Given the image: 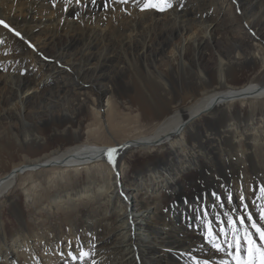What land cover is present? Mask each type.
Here are the masks:
<instances>
[{
	"label": "bare ground",
	"instance_id": "obj_1",
	"mask_svg": "<svg viewBox=\"0 0 264 264\" xmlns=\"http://www.w3.org/2000/svg\"><path fill=\"white\" fill-rule=\"evenodd\" d=\"M236 1L252 51L242 42L221 46L211 70L196 58L184 62L187 45L205 41L186 35L238 30L232 0H170L166 11H141L145 0H0V202H9L0 204V264H81L68 255L81 249L95 264H138L126 253L138 238L140 264H233L235 248L219 252L206 235L210 224L220 243L221 229L232 241L229 218L238 236L247 230L261 243L252 223L264 229V0ZM176 38L187 41L181 60H165L166 41ZM52 45L59 55L34 68L44 63L48 79L65 78L42 98L28 62ZM19 50L33 58L13 56ZM242 55L261 72L231 86ZM203 73H216L218 86ZM43 101L37 108L48 119L33 121L36 110L26 116ZM59 138L66 141L37 152ZM136 151L155 163L131 170ZM79 204L88 205L76 213Z\"/></svg>",
	"mask_w": 264,
	"mask_h": 264
},
{
	"label": "rangeland",
	"instance_id": "obj_2",
	"mask_svg": "<svg viewBox=\"0 0 264 264\" xmlns=\"http://www.w3.org/2000/svg\"><path fill=\"white\" fill-rule=\"evenodd\" d=\"M242 10H243V6L239 5L236 0H232V8L229 11H230L231 14H235L237 16V21H238L237 25H240V26L236 25L237 28H238V30H236V31H230L229 29L221 28V27L216 25L215 29L212 32V33H214V37L210 38L207 35V33H204L200 28L199 29H192L186 35V37L188 39L192 38V40H200V38H205V41H203V43H201V44H193L194 41H192L191 44L187 45L186 51L189 52V53L186 55V58H185L184 62L187 63V60L189 58H196L199 62L205 63L207 65V68L209 67L208 69L214 70V68H215V66L217 64V57H218L217 56L218 55L217 54V51H218L217 49L219 47H221V46L224 47V48H226V47H232L233 48L236 44H239V42L246 43L242 47V49L249 54L250 51H252L250 49V47L247 45V43L250 42V39H249L250 32H247L246 29L242 30V28L246 27V20H245L244 16L241 15L242 14ZM238 18H241V20H239ZM226 25L229 26V25H231V23H226ZM183 42L185 44H187V41L182 39V38H176L171 43H169V41H166L167 45L164 48V51H165L164 57H166L165 60L167 58L175 60V62L181 60V58H180L181 57V51H180V47L181 46L180 45ZM263 45H264V43H263ZM7 47L9 49H11V48L14 49V43L11 42V44H10L9 42H7ZM161 47H162L161 41H158V43L156 45V48L160 49ZM195 48H200V51H197ZM75 49L76 48H73V49L69 50L68 54L73 52ZM60 51H61V49L54 48V45H52L47 50V53H41V52H36L35 51V53H37L36 54V58L33 59V61H29L28 62V67L31 68V70H29V76L32 75V77L35 78L36 87L38 88V92H36V93L39 94V96H42V98L49 97L50 93L52 94V92H54V89H55L53 83L55 81H57V80L64 79L65 77L61 76V77H58V78H50V79H48V74H46L47 71L39 70L40 67L44 68V63H42L36 69L34 68V66L37 63H41L42 61L44 62V59H47V61H49V60H53L54 61L55 60L54 57L58 56ZM33 54L34 53L31 54L30 51H26V50H19L15 54L13 52V56H15V57L16 56H18V57L21 56L22 58H25V59H32L33 58ZM44 55H49V57L45 58ZM240 61H241L240 62V66L241 67L239 68V72L236 73L234 78L230 79V81H229L231 86L243 85L246 82H248V80L252 77L251 75H255V74H258V73L261 72V68L260 67L255 68V69H252V68L250 69L249 62H248L247 58L244 55H242V58H241ZM15 68H17V66H15ZM203 76L207 78L205 73H203ZM225 78L226 77L224 75L223 79L225 80ZM218 79H219V77L217 76L216 73H214V76L211 79H208V80L215 87V86H218V84H219L217 82ZM87 85H89V83H87ZM90 85H91V83H90ZM104 102H105V100L103 101V103ZM36 103H34L35 106H33L27 112L26 116L27 117L30 116L34 112V110H36L38 112V115L36 117H34L33 121L39 122V121H43V120L48 119V116L45 113L40 114V110L37 108V106H45L44 105V101H43L42 104L41 103L40 104H36ZM47 113L49 114V112H47ZM85 121H86V124H88V125H95V120H93V118H91V116H87ZM141 125H144V123H142ZM45 132H47V131H43V133H45ZM65 141H66V138H59V139L53 140L52 142L41 141L40 147H38L36 150H37L38 153L44 154L46 152L51 151L54 147H57L59 144H62ZM44 145H46V146H44ZM37 152H36V154H38ZM139 154L140 153L139 152L137 153V151L135 153H131L130 152L129 156H130V159L132 161V164L130 166L131 170H133V171L141 170V169L144 168V165L146 163L147 164H150V163L153 164V162L155 163L154 159H152L150 157H143V156H140ZM8 160H9L8 157L4 158V161L7 162ZM6 162L5 163L2 162V164L3 163L6 164ZM155 165L157 166V163ZM20 196H21V204H23V205L29 204V202H28L29 199H28V197H26V192H23L22 194H20ZM159 201L161 203H165L166 202L164 200V196L162 194H159ZM0 204H1V206L4 205L5 207L9 206V202L5 198H3V200L0 202ZM87 205L83 206V205L79 204V207L75 210V212L79 213V212L83 211V209L86 208ZM95 205H97V208H98L95 213L97 215H101L104 212V210H105V206H104L105 203L99 202L98 204H95ZM146 222H148V220L141 221V224L145 225ZM155 224H159L157 220H155ZM158 241H159V239L157 238L155 240V244H158L159 243ZM139 244L141 246V242L139 241V238H138V239H136L135 243L131 246V249L126 251V253L128 254V256H127L128 257V261L130 263L131 262H135L137 260L138 264H140L139 253H138ZM161 253H164V251L162 250ZM193 255L199 257L202 254L199 251H195V252H193ZM164 258L165 257L163 255H161V259H164ZM231 261H229V263H231Z\"/></svg>",
	"mask_w": 264,
	"mask_h": 264
},
{
	"label": "snow or ice",
	"instance_id": "obj_3",
	"mask_svg": "<svg viewBox=\"0 0 264 264\" xmlns=\"http://www.w3.org/2000/svg\"><path fill=\"white\" fill-rule=\"evenodd\" d=\"M121 2H126V0H121ZM135 2V0H134ZM141 8V11L147 10V9H156L158 11H166L169 8H172L173 5L170 2V0H145V2L142 5H139ZM183 7V5H181ZM4 22L0 20V24H3ZM5 27H8L7 24H4ZM14 31V30H13ZM16 35L19 36L20 33L16 32ZM117 153L116 148H110L107 150L106 155L108 156L109 162L112 163L113 167L116 165V161L114 159V154ZM262 192H264V188L261 189ZM251 219V217H248ZM261 219H264V215L261 216ZM245 221L244 217H240L239 223L243 224ZM228 223L232 224V241L227 240V232H225L224 229H221L220 231L224 233L225 239L223 244L219 242L218 235L214 232L211 225L209 224L207 227V237L208 242L213 245V247L219 251L223 252L225 251L224 245H227L228 249L235 248V253L229 252V255L232 256V259L234 261V264H264V229H261L255 222L252 223V228L256 230V233L259 235V240L261 243L257 244L256 239L252 236V234L245 230L243 238L237 235L238 229L236 227V222L233 221L231 218H229ZM241 239L245 241V244H241ZM245 253L243 257L240 256L241 251ZM63 256V253H61ZM68 255L71 257L72 261H76L79 259L81 261V264H83V261L85 259L90 260V264H95L94 260H91L92 253L85 251L81 249L78 254H74L72 252H69ZM193 260L196 261V264H213V262L209 259L200 261L196 257H193ZM224 264H227V262H224Z\"/></svg>",
	"mask_w": 264,
	"mask_h": 264
}]
</instances>
